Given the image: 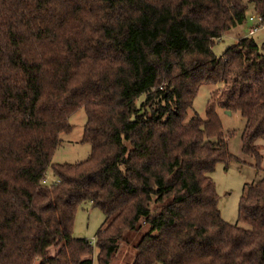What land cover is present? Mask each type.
<instances>
[{
	"label": "trees",
	"instance_id": "1",
	"mask_svg": "<svg viewBox=\"0 0 264 264\" xmlns=\"http://www.w3.org/2000/svg\"><path fill=\"white\" fill-rule=\"evenodd\" d=\"M250 4L264 20V0H0V264H111L140 225L131 264H264V177L241 198L242 228L209 176L238 161L217 106L241 113L261 168L264 42L212 51ZM203 84L219 86L206 118H187ZM79 109L90 156L54 164ZM86 202L104 215L94 246L72 236Z\"/></svg>",
	"mask_w": 264,
	"mask_h": 264
},
{
	"label": "rangeland",
	"instance_id": "2",
	"mask_svg": "<svg viewBox=\"0 0 264 264\" xmlns=\"http://www.w3.org/2000/svg\"><path fill=\"white\" fill-rule=\"evenodd\" d=\"M253 5H249L247 15H253ZM250 23L246 21L229 32L224 34L221 39L214 41L212 51L217 57H221L223 52L231 45H234L241 37L248 35ZM256 43L261 45L264 42V29H261L253 35ZM219 86L203 84L193 100L192 107L188 111L187 118L197 113L203 119L206 118L207 105L211 94L217 91ZM224 134L228 139V151L235 156L238 161H232L225 166L218 163L210 177L215 185V191L218 197V209L221 218L228 224H237L242 228L247 225L238 222L239 204L242 196L245 195L247 186L257 182L264 177V141L259 140L257 144L260 148L262 159L260 169L254 168V158L246 155L241 150V135L245 126V119L239 111L228 113L226 110L216 107ZM86 122V115L83 109H79L69 118L71 131L60 134L61 144L57 147L52 157L54 164H76L85 161L90 156V145L81 142L83 127ZM46 180L51 183L56 181L51 170H48ZM104 223V215L90 203L81 205L75 214L72 236L76 238H85L89 240L92 246L95 245L94 236L100 226ZM149 231L147 225H140L136 230H125L123 240L118 247L111 264H131L136 254V245L142 239L143 235ZM52 255L54 249H50ZM93 260L96 259V250L94 249ZM95 264V262H94ZM158 264V263H156Z\"/></svg>",
	"mask_w": 264,
	"mask_h": 264
},
{
	"label": "built area",
	"instance_id": "3",
	"mask_svg": "<svg viewBox=\"0 0 264 264\" xmlns=\"http://www.w3.org/2000/svg\"><path fill=\"white\" fill-rule=\"evenodd\" d=\"M248 22L250 26L248 28V35L253 36L255 33L261 29H264V20L261 16L250 15L248 17Z\"/></svg>",
	"mask_w": 264,
	"mask_h": 264
},
{
	"label": "water",
	"instance_id": "4",
	"mask_svg": "<svg viewBox=\"0 0 264 264\" xmlns=\"http://www.w3.org/2000/svg\"><path fill=\"white\" fill-rule=\"evenodd\" d=\"M228 113H230V111H227Z\"/></svg>",
	"mask_w": 264,
	"mask_h": 264
}]
</instances>
